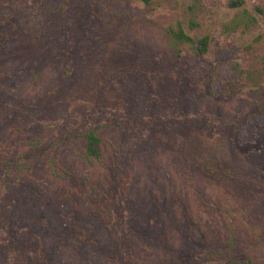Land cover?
<instances>
[{"label": "rangeland", "instance_id": "rangeland-1", "mask_svg": "<svg viewBox=\"0 0 264 264\" xmlns=\"http://www.w3.org/2000/svg\"><path fill=\"white\" fill-rule=\"evenodd\" d=\"M0 264H264V0H0Z\"/></svg>", "mask_w": 264, "mask_h": 264}, {"label": "trees", "instance_id": "trees-1", "mask_svg": "<svg viewBox=\"0 0 264 264\" xmlns=\"http://www.w3.org/2000/svg\"><path fill=\"white\" fill-rule=\"evenodd\" d=\"M229 4L235 6L240 4V1H230ZM170 31L176 39H179L181 41L193 42L191 37H189L183 31V28L181 27V24L179 22H177L175 26L171 27ZM197 42L200 52L205 53L209 43V37L205 35L199 38ZM80 140L87 155L94 159H99L105 151L103 138L92 129H88L80 133ZM191 159H193L191 161H194V163L199 166L203 175L215 180L217 184H220L222 186L220 176L216 171H214L206 164L195 160L194 158Z\"/></svg>", "mask_w": 264, "mask_h": 264}]
</instances>
